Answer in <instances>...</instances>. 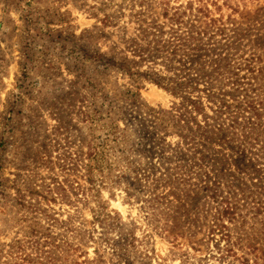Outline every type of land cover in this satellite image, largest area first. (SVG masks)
Here are the masks:
<instances>
[{
  "label": "rangeland",
  "instance_id": "374dc122",
  "mask_svg": "<svg viewBox=\"0 0 264 264\" xmlns=\"http://www.w3.org/2000/svg\"><path fill=\"white\" fill-rule=\"evenodd\" d=\"M0 264H264V0H0Z\"/></svg>",
  "mask_w": 264,
  "mask_h": 264
},
{
  "label": "trees",
  "instance_id": "16d2710c",
  "mask_svg": "<svg viewBox=\"0 0 264 264\" xmlns=\"http://www.w3.org/2000/svg\"><path fill=\"white\" fill-rule=\"evenodd\" d=\"M172 38H174V37H172ZM181 46H174L173 50H171V51L175 52V48L181 47ZM162 48L164 49L163 44L161 45L160 49H162ZM155 51L161 52V50H155ZM166 52H167V50H166ZM84 57L86 59H89V60H92L95 62L103 63V64L107 65V67H109L111 69L118 70V71L124 73L125 75H128L132 79L140 76V73L135 71V69H134L135 65L137 63L131 62L126 58H117L113 54L106 55L104 53L103 54H100V53L85 54ZM141 57L142 56H140L139 59H142ZM154 83H156V85H160L159 82L154 81ZM189 83L192 84L191 79H189V81H186L185 83L177 84V87L178 86H186V85H188V87H189V86H191ZM170 92L172 94L178 95V93L175 92V90H170ZM186 102L193 108V110H195V111L198 110V112L200 111V109L198 108V106L196 104L197 102H195L194 100L187 98ZM231 105L232 104L228 105L225 102H222L220 112H219L220 116H217L213 120V123H214L213 127L216 130L220 131L223 127V124H224L223 121H221V119H222L221 114L226 115L227 117H232V119H231L232 123L235 121V119H243V120H246L248 125H254L253 121L257 120L259 117H261V113H260L261 110L259 107H257V103L253 102V100H249V101L246 100L244 102H240L233 107ZM234 107L237 109L236 112L233 110H230L231 108H234ZM222 108H224V110H222ZM181 116L182 115L179 114V119L181 118ZM188 132L193 134L190 136V139L194 137V134L198 135L197 131H193L191 129H188ZM219 204H220L221 210L219 211V214H218V218H217L218 222L216 223L214 228L217 229L222 235V233L227 230L226 229L227 226L224 224V220H226V221L233 220L234 216H235V209L227 201H224V202L221 201Z\"/></svg>",
  "mask_w": 264,
  "mask_h": 264
}]
</instances>
